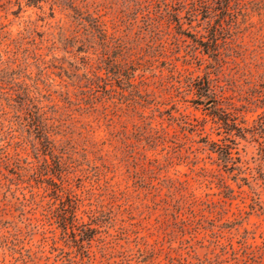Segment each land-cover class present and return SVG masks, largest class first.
<instances>
[{
  "label": "rangeland",
  "instance_id": "374dc122",
  "mask_svg": "<svg viewBox=\"0 0 264 264\" xmlns=\"http://www.w3.org/2000/svg\"><path fill=\"white\" fill-rule=\"evenodd\" d=\"M0 264H264V0H0Z\"/></svg>",
  "mask_w": 264,
  "mask_h": 264
},
{
  "label": "trees",
  "instance_id": "16d2710c",
  "mask_svg": "<svg viewBox=\"0 0 264 264\" xmlns=\"http://www.w3.org/2000/svg\"><path fill=\"white\" fill-rule=\"evenodd\" d=\"M227 2H228V0H227Z\"/></svg>",
  "mask_w": 264,
  "mask_h": 264
}]
</instances>
